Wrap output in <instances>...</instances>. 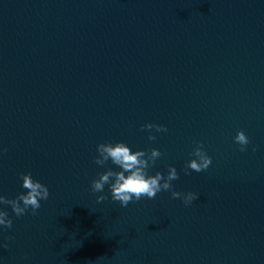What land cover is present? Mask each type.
Returning <instances> with one entry per match:
<instances>
[{"label":"water","instance_id":"obj_1","mask_svg":"<svg viewBox=\"0 0 264 264\" xmlns=\"http://www.w3.org/2000/svg\"><path fill=\"white\" fill-rule=\"evenodd\" d=\"M116 141L159 149L148 173L173 165L198 198L97 203L119 169L96 145ZM195 141L211 164L185 174ZM21 172L49 197L0 205V264H264V0H0V195Z\"/></svg>","mask_w":264,"mask_h":264},{"label":"clouds","instance_id":"obj_2","mask_svg":"<svg viewBox=\"0 0 264 264\" xmlns=\"http://www.w3.org/2000/svg\"><path fill=\"white\" fill-rule=\"evenodd\" d=\"M156 132H165L167 128L162 124L146 122L141 126V130H148V139L155 140ZM233 140L240 146V151H246L250 143L248 136L242 130H237ZM255 151V147H253ZM94 162L99 166H104L107 161L118 166L119 170L106 168L99 172L97 177L90 181L91 191L101 193L96 196L97 203H102L108 196L104 194L105 185L108 186L111 199L119 202L121 207H127L130 203L140 201L142 198L154 199L162 191H168L173 198L180 199L185 205H190L198 198V193L187 191L181 192L173 188L172 181L179 179V174L173 165L167 166L166 174L156 171L154 175L148 173V169L153 166L156 160L162 155L159 149L131 150L130 147L121 141L100 142L96 145ZM185 165V174H189L191 169L195 172H202L209 168L211 157L206 153L201 141H195V147ZM21 180V187L26 191L18 192L15 197L0 195V205L10 206L12 213L20 218L29 210L33 216L41 207V201L49 197L48 187L32 177L31 173H18ZM13 221L8 212L0 208V228L10 229ZM0 247L7 248L6 243Z\"/></svg>","mask_w":264,"mask_h":264}]
</instances>
